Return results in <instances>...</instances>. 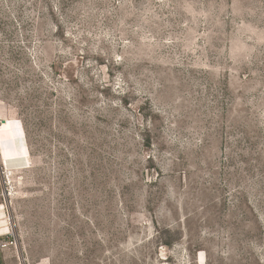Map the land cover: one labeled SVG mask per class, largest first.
Wrapping results in <instances>:
<instances>
[{
	"label": "rangeland",
	"instance_id": "obj_1",
	"mask_svg": "<svg viewBox=\"0 0 264 264\" xmlns=\"http://www.w3.org/2000/svg\"><path fill=\"white\" fill-rule=\"evenodd\" d=\"M1 128L14 264H264V0H0Z\"/></svg>",
	"mask_w": 264,
	"mask_h": 264
},
{
	"label": "built area",
	"instance_id": "obj_2",
	"mask_svg": "<svg viewBox=\"0 0 264 264\" xmlns=\"http://www.w3.org/2000/svg\"><path fill=\"white\" fill-rule=\"evenodd\" d=\"M1 180L2 190L0 192V206H2L4 210L8 208V201L12 192L14 191V188L12 186V183L10 182V175L5 173V171L3 170L1 174ZM7 221V231L4 230V232L0 234V248L4 252H12L13 249L16 248L17 240L14 235L12 224L10 223V220L8 218Z\"/></svg>",
	"mask_w": 264,
	"mask_h": 264
},
{
	"label": "bare ground",
	"instance_id": "obj_3",
	"mask_svg": "<svg viewBox=\"0 0 264 264\" xmlns=\"http://www.w3.org/2000/svg\"><path fill=\"white\" fill-rule=\"evenodd\" d=\"M2 131V128L0 129V132ZM3 139H1L0 137V144L3 145L5 144L6 142L2 141ZM20 152L18 153L17 150H13L12 147H9V148H5V147H2L1 149V153H2V156H3V163L4 165H6L8 167V165H10V160H14L15 161H19L20 164L18 165H23V164H26L27 161H28V157H27V152H25L24 148H20L19 150ZM24 157V159L26 160V162L22 161L19 157ZM14 157H17V158H14ZM19 158V159H18ZM7 228H8V222L7 220L5 219V215H4V211H3V207L0 206V230H5L7 231Z\"/></svg>",
	"mask_w": 264,
	"mask_h": 264
},
{
	"label": "crops",
	"instance_id": "obj_4",
	"mask_svg": "<svg viewBox=\"0 0 264 264\" xmlns=\"http://www.w3.org/2000/svg\"><path fill=\"white\" fill-rule=\"evenodd\" d=\"M17 138L18 137L14 133H12V137L10 139L11 145H12V140L14 139L16 141ZM16 146H17V148H14V147L13 148L15 150H17L18 152H20L17 141H16ZM1 190H2V180L0 177V192H1ZM3 232H4V230H0V234ZM11 258H12L11 252H4L0 248V264H14Z\"/></svg>",
	"mask_w": 264,
	"mask_h": 264
}]
</instances>
